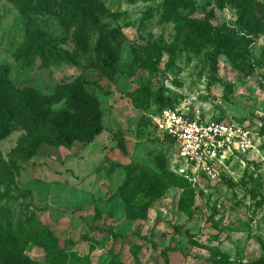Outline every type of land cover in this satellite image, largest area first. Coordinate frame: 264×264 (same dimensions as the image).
Instances as JSON below:
<instances>
[{"label": "rangeland", "instance_id": "374dc122", "mask_svg": "<svg viewBox=\"0 0 264 264\" xmlns=\"http://www.w3.org/2000/svg\"><path fill=\"white\" fill-rule=\"evenodd\" d=\"M23 1L0 0V264H264V0ZM4 79L68 138L25 155L49 132ZM165 107L243 125L258 151L186 179Z\"/></svg>", "mask_w": 264, "mask_h": 264}, {"label": "built area", "instance_id": "2783aa9c", "mask_svg": "<svg viewBox=\"0 0 264 264\" xmlns=\"http://www.w3.org/2000/svg\"><path fill=\"white\" fill-rule=\"evenodd\" d=\"M161 139L174 146L178 172L186 179L217 178L236 161L258 151L253 131L236 122H225L190 113L185 107H165L155 120Z\"/></svg>", "mask_w": 264, "mask_h": 264}, {"label": "trees", "instance_id": "16d2710c", "mask_svg": "<svg viewBox=\"0 0 264 264\" xmlns=\"http://www.w3.org/2000/svg\"><path fill=\"white\" fill-rule=\"evenodd\" d=\"M45 2H47V5H52L54 4L55 6H58L59 8H65L67 11H70L72 14H74V11H76V0H44ZM15 2L19 5V6H22L21 8V11L23 13L26 12V9H25V4H24V1L23 0H15ZM256 4H259V3H256ZM165 5H166V8L167 10L169 11L170 15L176 19L177 21H180L182 22L184 25H187L188 27H190L191 31H196V34L198 36H201V30H199L190 20H188L186 17H184L183 15L179 14L178 11L168 2L166 1L165 2ZM260 8L262 9L261 13L264 17V10H263V7L261 5H259ZM33 39H35L36 41H40L41 40V32L39 31H35L34 32V37ZM58 53L56 52L54 56H56ZM5 81V85L8 89H10L11 91H14L15 94L17 95L18 99L20 100V104L22 105L23 107V111L26 112L27 116L29 118H31V122H35L36 124H39L40 125H43L42 127L45 128L47 130V132L49 133H46V134H42V133H38V134H35L32 139L30 140V142L26 145V148H25V155H31L32 152H34L41 143H49V144H52V145H55V146H58L59 144L63 143L67 138L68 136L66 135L67 132L65 131H62L60 129H56V132H55V135H52L50 134V132L53 131L52 127L50 126V124H45L41 121V118L38 117V115H36L34 113V110L32 108V106L29 105V102L27 101L26 97L27 95L25 93L22 92V90L18 87V84L17 83H12L11 81H9L8 79H4ZM76 92H79L78 90ZM79 94V93H78ZM1 108V107H0ZM5 112H2V109L0 110V117L2 115H5ZM10 119L11 116H9ZM99 130V129H98ZM97 130V131H98ZM96 130L93 131L92 134L96 133L97 132ZM89 135H86V133H82L80 136V138L85 141V142H90L92 141V134L91 133H88ZM20 192V191H18ZM29 194H31V191H27ZM39 210L41 211H45L46 208H40ZM89 228L91 230H94V231H100V232H103L109 236H111L114 240H118L119 238L122 237L121 234L119 233H115V232H112V231H108L107 229L103 228V227H93V226H89ZM181 230V229H179ZM10 238V235H9V232L8 230H6L5 232L2 233V239L5 241V242H8Z\"/></svg>", "mask_w": 264, "mask_h": 264}]
</instances>
